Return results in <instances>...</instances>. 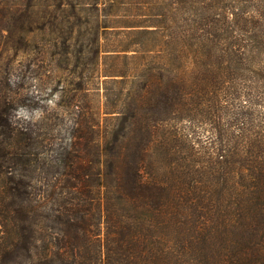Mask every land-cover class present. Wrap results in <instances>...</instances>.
<instances>
[{
  "label": "trees",
  "instance_id": "obj_1",
  "mask_svg": "<svg viewBox=\"0 0 264 264\" xmlns=\"http://www.w3.org/2000/svg\"><path fill=\"white\" fill-rule=\"evenodd\" d=\"M152 3L145 16L154 23L123 25L156 36L142 49L141 81L118 70L131 85L104 111L86 100L81 70L68 97L75 117L21 122L0 65V264H264V137L245 145L244 131L215 132L201 147L196 139L208 124L217 129L226 84L264 79V0ZM82 9L52 0L42 12L85 26L84 37ZM0 13L2 26L7 13L27 14ZM98 27L97 61L105 51ZM2 42L0 31V59ZM248 88L232 98L238 121L253 112L237 99L264 101Z\"/></svg>",
  "mask_w": 264,
  "mask_h": 264
},
{
  "label": "rangeland",
  "instance_id": "obj_2",
  "mask_svg": "<svg viewBox=\"0 0 264 264\" xmlns=\"http://www.w3.org/2000/svg\"><path fill=\"white\" fill-rule=\"evenodd\" d=\"M1 1L0 7L9 6L14 10L19 8L27 13L19 15L15 20L12 13H7V22L3 23V26L0 23L3 27L0 29L3 35L0 65L8 67L11 86L18 92L17 103L11 111L15 119L28 123L29 119H45L50 125H55L62 118L75 117L76 108L68 106V97L71 96L70 91H74V87L79 84L81 70H84L85 83L89 88L86 100L99 105L102 111L105 107L115 105L131 85L129 80L132 76L126 79L122 75H114L118 70L127 69L128 73H136L138 79L135 80L141 81L140 72L145 67L142 49L146 45H154L156 36L143 32L140 30L142 27L131 28L123 25L154 23L156 18L145 15L156 11V3L147 6L148 0H75L84 5L85 9L79 13L90 27V32L82 37L80 33L85 26L72 29L71 23L63 19L64 16L59 14V11L56 20L44 16L42 9L52 0ZM69 20L75 19L70 17ZM97 23L101 46L105 50L101 52L99 61L90 50ZM83 42L87 45L86 52L84 57L78 60L79 48ZM124 48L128 50L117 51ZM105 73L110 75H103ZM251 75H244L246 80H239L238 88L230 86L229 83L222 88L224 101L220 108V117L214 121L217 129L208 124L207 130L196 135L198 146L206 145L215 132L219 134L244 131L245 139L239 144L245 145L249 144L248 139H254L257 135L264 137L263 100L262 104H256L246 99L247 97L237 99L236 102L247 105L253 113L240 121L233 113L235 101L232 98L236 90L253 92L248 87L254 84L255 93L264 94V79L251 82ZM105 115L106 113H103L101 116L102 128L108 123L109 116ZM188 144L190 145V141L187 146ZM182 154H187L186 148Z\"/></svg>",
  "mask_w": 264,
  "mask_h": 264
}]
</instances>
